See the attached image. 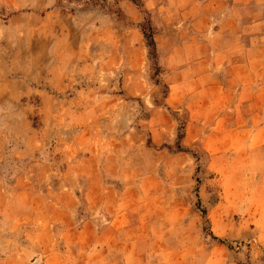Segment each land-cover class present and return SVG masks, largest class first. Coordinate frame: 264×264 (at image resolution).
Here are the masks:
<instances>
[{"label":"rangeland","instance_id":"1","mask_svg":"<svg viewBox=\"0 0 264 264\" xmlns=\"http://www.w3.org/2000/svg\"><path fill=\"white\" fill-rule=\"evenodd\" d=\"M153 19L142 0L0 5V264H123L126 211L184 264H264V120L168 106Z\"/></svg>","mask_w":264,"mask_h":264},{"label":"crops","instance_id":"2","mask_svg":"<svg viewBox=\"0 0 264 264\" xmlns=\"http://www.w3.org/2000/svg\"><path fill=\"white\" fill-rule=\"evenodd\" d=\"M10 1L0 0V5ZM142 2L154 18V44L168 70V106L183 98L191 117L201 112L211 118L229 110L235 115L231 118L264 120V0ZM114 219L128 223L119 240L123 264H184L187 251L177 239L144 235L132 211ZM154 245L159 247L157 261L151 254Z\"/></svg>","mask_w":264,"mask_h":264},{"label":"trees","instance_id":"3","mask_svg":"<svg viewBox=\"0 0 264 264\" xmlns=\"http://www.w3.org/2000/svg\"><path fill=\"white\" fill-rule=\"evenodd\" d=\"M151 45H153V46H154V43H153V42H151Z\"/></svg>","mask_w":264,"mask_h":264}]
</instances>
